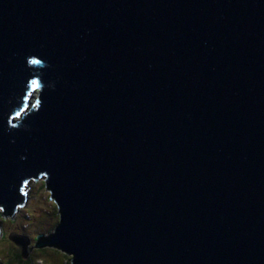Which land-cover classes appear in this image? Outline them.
Wrapping results in <instances>:
<instances>
[{
    "label": "water",
    "instance_id": "water-1",
    "mask_svg": "<svg viewBox=\"0 0 264 264\" xmlns=\"http://www.w3.org/2000/svg\"><path fill=\"white\" fill-rule=\"evenodd\" d=\"M39 180L72 264H264V0H0L5 217Z\"/></svg>",
    "mask_w": 264,
    "mask_h": 264
},
{
    "label": "rangeland",
    "instance_id": "rangeland-1",
    "mask_svg": "<svg viewBox=\"0 0 264 264\" xmlns=\"http://www.w3.org/2000/svg\"><path fill=\"white\" fill-rule=\"evenodd\" d=\"M26 196L27 203L12 218L5 217L3 211L0 210V230L2 232L0 264H15L12 261L13 257L16 253L21 252L17 245L10 240L11 234L25 235L30 239L32 251L29 256L33 255L35 259L41 260L49 259V264H65V257L58 250L48 248L46 251L48 254L43 256L41 254L43 252L38 253L37 249L39 248H36L38 237L50 235L59 223L58 209H56L55 201L51 199L45 181L31 182L28 185Z\"/></svg>",
    "mask_w": 264,
    "mask_h": 264
},
{
    "label": "trees",
    "instance_id": "trees-1",
    "mask_svg": "<svg viewBox=\"0 0 264 264\" xmlns=\"http://www.w3.org/2000/svg\"><path fill=\"white\" fill-rule=\"evenodd\" d=\"M55 209V207H54ZM56 209H58L57 205H56ZM57 218V216H55ZM48 248H52V247H44V248H41V249H37L38 253L40 252H43L41 253L43 256L45 254H48L46 251L48 250ZM56 250H58L64 257H65V264H72L71 262V257L68 256L67 254H65L64 252H62L61 250L57 249V248H54ZM21 251V250H20ZM64 253V254H63ZM45 260V261H44ZM49 260V259H48ZM46 260V259H35L34 256H29L27 259L23 257L22 253L19 252V253H16L13 257V260L15 264H49V261ZM46 262V263H45Z\"/></svg>",
    "mask_w": 264,
    "mask_h": 264
},
{
    "label": "snow or ice",
    "instance_id": "snow-or-ice-1",
    "mask_svg": "<svg viewBox=\"0 0 264 264\" xmlns=\"http://www.w3.org/2000/svg\"><path fill=\"white\" fill-rule=\"evenodd\" d=\"M35 62V61H34Z\"/></svg>",
    "mask_w": 264,
    "mask_h": 264
}]
</instances>
